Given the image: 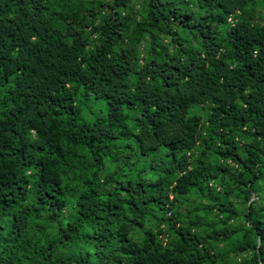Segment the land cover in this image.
Segmentation results:
<instances>
[{
	"label": "trees",
	"instance_id": "1",
	"mask_svg": "<svg viewBox=\"0 0 264 264\" xmlns=\"http://www.w3.org/2000/svg\"><path fill=\"white\" fill-rule=\"evenodd\" d=\"M127 2L112 0L105 5L106 16L92 28L98 42L87 53L83 29L91 25L77 21L73 7L62 3L56 9L46 0H0V82L8 84L0 107V209L6 212L25 201V168L34 170L38 200L57 205L73 148H81L93 165L77 201L79 222L92 226L86 236L96 257L79 264H199L204 258L196 247L198 236L174 223L180 241L171 247L153 237L135 241L129 227L119 223L124 199L115 191L125 192L128 208L139 214L151 206L166 211L196 179L218 176L201 157L190 168L188 153L203 141L200 118L190 114L196 105H211L218 155L240 160L234 130L250 128L254 136L243 149L257 152L264 168V25L252 23L248 0H196L203 10L199 14L188 12L176 0H148L146 30L168 35L177 51L170 55L161 48L163 59L138 67L132 44L116 48L125 24L117 10ZM233 15L240 19L230 26L227 19ZM177 30L198 40L199 48L192 50ZM75 94L103 101L105 112L98 110L92 122L80 123ZM131 111H137L135 133L128 128ZM120 139L134 140L141 154L162 148L169 160L156 165L155 170L163 172L158 178L128 179L105 194L94 186L95 172L103 157L119 150ZM173 173L178 176L168 189ZM247 182L243 177L238 180ZM170 193L175 194L172 199ZM218 206L223 212L230 208ZM256 217L250 225L260 240L252 246L259 264L264 217L262 213ZM70 233L79 236L75 226ZM189 246L195 255L187 258ZM49 249H37L43 264Z\"/></svg>",
	"mask_w": 264,
	"mask_h": 264
},
{
	"label": "rangeland",
	"instance_id": "2",
	"mask_svg": "<svg viewBox=\"0 0 264 264\" xmlns=\"http://www.w3.org/2000/svg\"><path fill=\"white\" fill-rule=\"evenodd\" d=\"M190 13L199 14L203 10L197 6L196 0H176ZM58 9L59 4L73 7L78 13L77 21L84 20L91 27L84 28L83 33L88 41L86 52L92 51L98 42L93 27L102 22L107 14L106 4L112 0H46ZM148 0H128L124 8L117 11L124 17L121 37L116 48L134 47V60L138 67L149 65L153 59H163L165 49L170 55L177 51L171 38L162 31L146 30ZM246 8L252 17V23L264 25V0H248ZM240 18L230 16L232 26ZM64 27L63 21L58 24ZM178 35L194 50L199 48V41L191 38L185 31L177 30ZM8 84L0 82V107ZM77 118L80 123H90L98 110L105 112L104 102L91 97L83 98L80 94L73 97ZM190 114L200 118V131L203 141H198L194 149L188 153L190 168L196 165L197 158L205 160L211 170L218 173L216 178L206 180L198 178L195 185L187 187L185 193L176 195L167 210H159L151 206L149 211L139 214L127 206V195L120 189L115 192L124 199L121 203L124 216L119 223L129 227V235L137 242L147 237L171 247L180 241L174 227L187 228L190 233L198 236L197 248L201 250L203 261L199 264H256L253 258V245L260 242L259 236L251 229L250 222L255 220L257 213L264 217V168L260 165L262 157L255 152L249 154L243 147L249 146L254 132L248 129H235L234 136L238 142V153L241 159L223 158L214 148L217 137L213 135L214 127L211 118V105H196L190 108ZM137 111H131L128 128L137 132L133 119ZM35 134L31 132V138ZM213 138L212 141H209ZM119 147L110 157H103L102 163L95 172L94 186L105 194L113 187H118L128 179H155L163 172L155 170L160 162L168 163L164 150L158 148L152 152L141 154L132 139L116 141ZM206 145V146H205ZM208 146V148H207ZM93 161L90 154L81 148H73V160L62 176L60 202L52 206L38 200L34 170L25 168L27 192L25 201L2 212L0 209V264H43L42 247L50 248L45 264H79L80 261L90 262L96 255L92 241L87 238L92 226L80 223L77 201L85 191L83 178L89 173ZM249 167V168H248ZM88 172V173H87ZM256 179H254L255 176ZM178 174L168 176V189L174 187ZM243 177L246 185L238 183ZM168 182V180H167ZM169 199L175 196L170 193ZM228 204V211H220L218 204ZM135 221H141L140 224ZM176 221V224H175ZM75 226L79 236L70 233ZM195 250L189 246L187 258L194 256ZM264 264V251L261 254Z\"/></svg>",
	"mask_w": 264,
	"mask_h": 264
},
{
	"label": "built area",
	"instance_id": "3",
	"mask_svg": "<svg viewBox=\"0 0 264 264\" xmlns=\"http://www.w3.org/2000/svg\"><path fill=\"white\" fill-rule=\"evenodd\" d=\"M227 21H230V17L227 19Z\"/></svg>",
	"mask_w": 264,
	"mask_h": 264
}]
</instances>
